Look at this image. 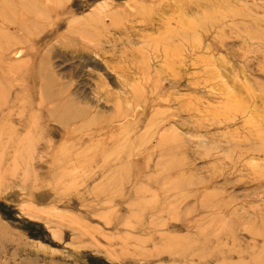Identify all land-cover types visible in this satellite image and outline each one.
Masks as SVG:
<instances>
[{
	"label": "rangeland",
	"instance_id": "obj_1",
	"mask_svg": "<svg viewBox=\"0 0 264 264\" xmlns=\"http://www.w3.org/2000/svg\"><path fill=\"white\" fill-rule=\"evenodd\" d=\"M0 264H264V0H0Z\"/></svg>",
	"mask_w": 264,
	"mask_h": 264
}]
</instances>
